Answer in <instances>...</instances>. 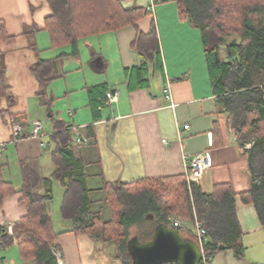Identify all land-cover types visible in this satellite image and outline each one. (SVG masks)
I'll return each instance as SVG.
<instances>
[{
  "label": "crops",
  "instance_id": "1",
  "mask_svg": "<svg viewBox=\"0 0 264 264\" xmlns=\"http://www.w3.org/2000/svg\"><path fill=\"white\" fill-rule=\"evenodd\" d=\"M123 1L126 7L153 5L152 16H144L138 26L148 32L155 20L163 72L151 68L142 85L139 81L130 85L126 71L140 64V56L132 48L136 29L126 26L93 35L80 40L78 55L59 59L60 76L48 87L52 101L43 106L32 66L39 58H56L70 49L54 47L59 48L56 55L45 56L53 50L45 30L46 19L52 15L48 0H0V20L8 35L15 37L11 43L0 42L8 91L13 95V103L0 101V143L4 145L0 170L12 189L0 204L1 226H15L27 213L20 203L27 161L40 177L35 192L50 193L43 178L50 177L55 169L51 156L56 146L53 136L58 131L55 119L63 121L64 129L72 133L70 149L82 165L94 200L105 198L108 184L185 174L184 155L193 157L205 151L211 153V166L197 181L205 193L211 194L220 183H229L237 193L250 189L248 154L226 127L225 114L220 110L204 62L200 30L180 17L175 2L156 5L152 0ZM32 37L36 38L39 51L31 47ZM102 84L107 85V92L120 90V95L114 103L102 101L94 111L90 90ZM49 109L54 119L48 115ZM36 118L43 121L44 136L15 142L12 124L21 123L23 136H29L31 121ZM216 121L220 122L221 135L216 130ZM79 136L89 138V142L80 145L76 141ZM220 141V145H215ZM57 184L52 183L51 193L54 199L58 191L56 202L60 199V206L63 189ZM57 210L60 214L56 205L50 211ZM237 215L243 229L245 258L240 260L232 251L224 250L210 264H264V227L255 206L238 198ZM61 222L59 229H66V222ZM101 244L88 235L65 232L56 237L52 249L61 252L64 264H121L116 251ZM103 253H109L110 260H105ZM6 262L4 258L3 264Z\"/></svg>",
  "mask_w": 264,
  "mask_h": 264
},
{
  "label": "trees",
  "instance_id": "2",
  "mask_svg": "<svg viewBox=\"0 0 264 264\" xmlns=\"http://www.w3.org/2000/svg\"><path fill=\"white\" fill-rule=\"evenodd\" d=\"M123 2L48 0L52 15L46 19L45 30L49 34L51 47H69L70 50L56 58H39L32 66V73L39 83L37 95L41 105L48 106L52 101L48 87L60 76L59 59L78 55L79 42L84 38L117 31L126 26H133L137 31L132 48L140 56L139 66L126 71L129 84L139 81L141 84H138L142 85L151 68L163 72L155 20L148 32H143L138 26L139 21L151 13V9L142 6L126 7ZM160 2H175L180 17L200 30L209 79L218 97L220 110L225 114L226 127L248 154L252 178L250 189L237 193L229 183H220L211 194H207L197 181L189 185L185 174L108 184L103 200L108 205L110 219L104 220L102 210L95 209L99 201L92 198V190L83 176L82 165L72 155V133L64 129L66 125L63 121L55 119L58 131L53 136L56 146L51 152L55 169L50 177L43 178L50 193L40 195L35 192L40 177L27 161L24 164L25 181L20 190V203L26 207L27 213L15 224L14 235H9L5 226L0 225V251L16 246L24 261L32 264H57L52 249L55 239L61 233L73 232L77 236L88 235L105 245L113 243L117 261L132 264L127 248L132 236L131 230L146 222L149 214L155 216L151 220L154 232L157 220L173 226L171 217L192 220L196 213L204 221L209 236L206 245L209 264L216 254L224 250L232 251L240 260L245 258L243 229L237 215L238 198L255 206L264 227V0ZM231 34L238 35L240 40L227 41L226 37ZM14 39V36L8 35L5 24L0 20V42L11 43ZM31 47L36 48V44L32 42ZM223 47L226 56H223ZM107 90L106 84L91 88L90 98L94 111L102 101L107 100ZM2 99L13 103V95L8 91L6 81L4 52L0 48V101ZM52 113L49 109L48 115L54 119ZM215 124L221 135L220 122L216 121ZM220 143L222 141L215 142V145ZM248 144H251L250 148L246 147ZM53 182L63 189L60 216L67 227L60 231H56L50 211ZM11 191V183L4 180L0 170V204ZM180 231L193 238L187 231L181 228ZM4 258L0 253L1 264Z\"/></svg>",
  "mask_w": 264,
  "mask_h": 264
},
{
  "label": "water",
  "instance_id": "3",
  "mask_svg": "<svg viewBox=\"0 0 264 264\" xmlns=\"http://www.w3.org/2000/svg\"><path fill=\"white\" fill-rule=\"evenodd\" d=\"M149 220L155 216L149 214ZM151 239L142 241L135 234L128 240L127 248L132 264H200L203 252L198 243L166 222H159Z\"/></svg>",
  "mask_w": 264,
  "mask_h": 264
},
{
  "label": "built area",
  "instance_id": "4",
  "mask_svg": "<svg viewBox=\"0 0 264 264\" xmlns=\"http://www.w3.org/2000/svg\"><path fill=\"white\" fill-rule=\"evenodd\" d=\"M161 0H152V4H155L157 2H160ZM153 5H151L149 8L151 9ZM120 95V90L116 89L113 91H108L106 94L107 102L114 103L118 100V97ZM31 134L29 136H23V126L21 123L15 122L12 124V132H13V140L15 142L22 141L26 138H41L44 136V126L43 121L41 119H33L31 121ZM188 128V126H186ZM76 141L80 144H87L89 142V139L86 137L79 136ZM4 149V145L0 143V155L2 154ZM211 153L210 151H205L202 153H199L193 157L184 155L183 162L185 166V175L187 177L188 184L190 185L192 182L198 181L204 171L211 166ZM171 222L173 224V227L180 230L183 229L187 232H189L193 239L198 243L200 246L202 252H203V258L201 263L203 264H209L206 259V245L209 241V236L207 233V230L205 228L204 221H201L196 213H194V217L192 220H182L179 217L173 216L171 217ZM189 223L193 224V227L189 226ZM5 228L9 235H14V224H8L5 225ZM1 232V231H0ZM54 254L57 258V264H64V261L62 259V254L60 251L53 249ZM200 263V264H201ZM1 264V259H0Z\"/></svg>",
  "mask_w": 264,
  "mask_h": 264
},
{
  "label": "rangeland",
  "instance_id": "5",
  "mask_svg": "<svg viewBox=\"0 0 264 264\" xmlns=\"http://www.w3.org/2000/svg\"><path fill=\"white\" fill-rule=\"evenodd\" d=\"M164 3H168V2H164ZM156 5H157V3H156ZM148 16L150 17L152 15L149 14ZM234 39L238 40V41L240 40L239 36L235 35V34H231V35H228L226 37V40L229 41V42L234 40ZM31 41H33L34 44H36V42H37L36 38L34 39L33 37L31 39ZM201 46H202V50H203V42H201ZM57 49H59V48H53V50H49V52H48L49 55L46 54L45 56L46 57L55 56ZM222 53H223V56H226L224 47L222 48ZM203 56H204V60H205L204 62H206L205 55L203 54ZM57 185H59V184H57ZM60 187L61 186H59V188ZM57 193H58V191H56L55 198L53 199L52 204H51V207L53 208V210H54V207L56 205H57V207H60L58 205V202H60V199L57 200V202H56ZM95 209L96 210H99V209L102 210L103 219L104 220L110 219V211H109L108 205L105 203L104 200H101V201L97 202V205H95ZM51 214H52L54 222H55V228L57 229L56 231H59L60 230L59 228L63 225L62 224L63 222H61L63 220L60 217L59 211L58 212L52 211ZM189 226L193 227V224L189 223ZM131 231H132V236L138 233L139 237L142 240H144V241L149 240V239L152 238L153 233H154L153 232V223H152L151 220L148 219L141 226L137 225L136 227H133ZM101 245H103V244H101ZM106 247H108V249L111 250V251H114L116 249L115 245L113 243L107 244ZM0 253L2 255H4L5 259L7 260L6 264H24L26 262V261L24 262V260H22L21 257L19 256L18 249H17L16 246H14L13 248H11L9 250L0 251ZM99 255H101V254L99 253ZM102 255L104 256L105 260H110V258H109L110 254L109 253H103ZM110 263L111 262H107V264H110Z\"/></svg>",
  "mask_w": 264,
  "mask_h": 264
}]
</instances>
